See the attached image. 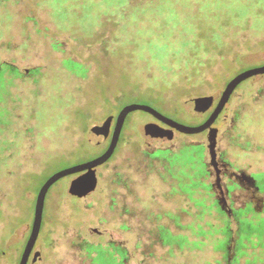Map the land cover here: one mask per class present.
Masks as SVG:
<instances>
[{
  "label": "rangeland",
  "instance_id": "obj_1",
  "mask_svg": "<svg viewBox=\"0 0 264 264\" xmlns=\"http://www.w3.org/2000/svg\"><path fill=\"white\" fill-rule=\"evenodd\" d=\"M91 1L87 28L59 18L49 0H0V15L10 18L0 20V264H15L30 232L33 192L44 177L28 174L48 176L102 153L128 104L196 125L235 72L264 64V17L241 20L219 47L197 48L192 34L174 30L168 49L166 11L134 26L130 7L147 0L126 9ZM198 1L174 5L184 15ZM73 10L83 18L81 6ZM203 96L212 97L209 109L190 105ZM150 122L158 124L147 112H128L113 153L94 168L90 193L68 192L78 173L48 188L27 264H230L218 242L231 210L250 203L247 218L264 220V191L255 185L264 175V74L239 83L204 132L162 126L164 136L149 139ZM164 230L184 237L182 245L164 244ZM243 244L237 264H264V236Z\"/></svg>",
  "mask_w": 264,
  "mask_h": 264
},
{
  "label": "trees",
  "instance_id": "obj_2",
  "mask_svg": "<svg viewBox=\"0 0 264 264\" xmlns=\"http://www.w3.org/2000/svg\"><path fill=\"white\" fill-rule=\"evenodd\" d=\"M49 1L52 4L54 13L57 14V16L62 20L67 19L71 23L80 22L78 23L79 25L87 28L92 27L94 25V23H92L93 20L91 22L88 20L89 19L88 14H91L90 10L94 5L91 0H49ZM101 1L104 2V5H106L107 7L115 5L120 8L126 9L131 0H101ZM174 2H179V0L178 1L147 0L145 3L131 5L129 18L131 19V17H133V22L130 25H133V23L134 26L139 25L143 21L146 15L156 18V16L162 15L166 11L167 12L166 17L161 16V18L164 19L162 21L163 29L166 31V36L164 38L166 41L165 42L166 48L170 49V45H169L170 39L167 38V36L169 37L171 31L174 30L179 32V35H181V37L187 33L192 34L194 40L197 41L198 43L197 48H199L201 45L204 46L211 45L214 47H219L220 42L223 41V38L225 34L227 35L228 31H234L240 27L241 20L247 19L246 22L249 23L251 21L254 22L255 19L264 17V0H201L198 1L197 3L198 8L196 10L190 12L189 14H184V15L179 14V11L177 12L178 3L174 5L175 4ZM76 6L82 7L83 11L80 12V14H82L83 18L80 15L78 17L77 14H73L74 12L73 7ZM3 14L5 15L3 16ZM3 14L0 15L1 22L10 20L8 13L5 12ZM173 15L176 16V19H174L173 21L175 27H169L171 17ZM70 16L72 17L71 19ZM221 16H224V18L220 19ZM129 18H128V22H130ZM205 20L206 21L209 20L210 24L203 29L202 23ZM201 31L209 32V37L202 38L201 36H198L201 34ZM187 46H191V45L187 43L186 47ZM197 61L198 63H201V58H197ZM238 72L239 71L235 73ZM81 161L83 160H80L79 162ZM44 172L45 171L42 170L38 174L35 175L28 174V175H33L38 178L44 177L43 181L41 182L42 184L47 179V177L52 174L51 173L48 176H44L45 174ZM38 189H36L33 192L35 194V197H36V192H38ZM34 203H35V198L33 203L31 204V208L29 212L32 211L34 212ZM224 231L227 237L226 239H224V241L218 242V244L220 245V247H223L226 250V252H228V248H230L232 249V252L235 251V254L238 255L240 248L244 246L243 239L249 237V235L253 232V228L248 222L237 221L234 215H232V218L226 221ZM243 233H245L246 236L243 235ZM1 240H5L3 236ZM251 246L252 248H255V244ZM20 255L19 257H17L15 264H17V262L19 261ZM226 256H228V254Z\"/></svg>",
  "mask_w": 264,
  "mask_h": 264
},
{
  "label": "water",
  "instance_id": "obj_3",
  "mask_svg": "<svg viewBox=\"0 0 264 264\" xmlns=\"http://www.w3.org/2000/svg\"><path fill=\"white\" fill-rule=\"evenodd\" d=\"M261 74H264V64L259 66L249 67L243 71L236 73L225 84L215 106L210 111V113L205 118V120L197 125H185L175 120H172L162 115L160 112H158L156 109H154L149 105L132 103L123 106L118 111L115 117L109 143L106 149L102 153H100L99 155L93 158L75 163L73 165L67 166L65 168L53 172L41 184L35 197L34 212H33L30 232L22 249L18 264H27L29 255L39 235L41 221H42L44 200L48 188L59 178L66 175L78 173V176L71 180L68 188V192L77 197H83L86 194L90 193L94 189L97 183V179L94 174V168L107 161L111 156V154L113 153L115 146L119 140V135L123 126L124 119L128 114V112L136 109L142 110L144 112L151 114L157 120L169 126L170 128L175 129L176 131H179L181 133L194 134V133L202 132L212 127V124L214 123L220 112L223 110L225 104L228 102L234 89L237 87L239 83H241L243 80L249 77H253ZM189 102L190 105H194V106L197 104H201L202 108L199 109V111H206L211 106L212 97H208V96L197 97L191 99ZM110 124H111V120L107 118L105 119L103 124L99 126L98 129L103 132V138H106L109 135ZM166 131L167 130L165 128L159 126L158 124L154 122H150L144 126V137L149 139H157L159 137H163Z\"/></svg>",
  "mask_w": 264,
  "mask_h": 264
},
{
  "label": "flooded vegetation",
  "instance_id": "obj_4",
  "mask_svg": "<svg viewBox=\"0 0 264 264\" xmlns=\"http://www.w3.org/2000/svg\"><path fill=\"white\" fill-rule=\"evenodd\" d=\"M156 121H157V123L159 125H161V127L162 126L169 127V126L165 125L164 123L160 122L157 119H156ZM203 121H204V119L201 122H203ZM200 123H198V124H200ZM177 132H179V131H177ZM255 185H256V187L258 188L259 191H264V175L263 174L255 175ZM251 209H252V207H251L250 203L248 205H246L245 207H243V208L232 209L231 212H230V217L228 218V219H230V218H232V215H234V217L236 218L237 221H245V222H248L252 226L253 232L249 235L248 238H244L243 241L244 240H248L253 235L257 239H260V238H262L264 236V220L260 219V221L256 224V223H254L253 221H251L250 219L247 218L248 211H250ZM261 209H262V211L264 213V201H262V203H261ZM263 218H264V216H263ZM225 225H224V228H225ZM164 232H166V231L164 230ZM162 234H163V238H164V244H169V243H172V241H174V243L176 245L180 246L184 242V237H182L180 235H178V236L174 235V233H171L169 231L165 233L166 235L164 233H162ZM243 235H245V233H243ZM223 250H224V254H225L224 256L226 257V259H231L230 264H237L238 263L239 258L241 256L240 255L241 254V248H240V251H239L238 255L235 254V251L232 252V249H230V248H228V252H226L225 249H223ZM227 254H228V256H226Z\"/></svg>",
  "mask_w": 264,
  "mask_h": 264
}]
</instances>
